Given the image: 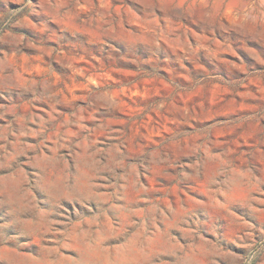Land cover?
I'll return each mask as SVG.
<instances>
[{"label": "rangeland", "instance_id": "rangeland-1", "mask_svg": "<svg viewBox=\"0 0 264 264\" xmlns=\"http://www.w3.org/2000/svg\"><path fill=\"white\" fill-rule=\"evenodd\" d=\"M0 264H264V0H0Z\"/></svg>", "mask_w": 264, "mask_h": 264}]
</instances>
